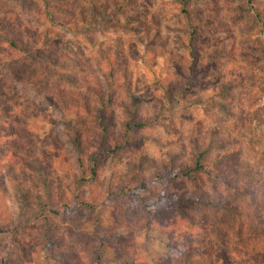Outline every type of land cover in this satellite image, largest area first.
<instances>
[{
    "label": "rangeland",
    "instance_id": "obj_1",
    "mask_svg": "<svg viewBox=\"0 0 264 264\" xmlns=\"http://www.w3.org/2000/svg\"><path fill=\"white\" fill-rule=\"evenodd\" d=\"M135 4L78 0L73 27L65 28L29 11L23 0H0V18L9 20L5 13H14L15 31L30 44L47 46L53 40L65 47L69 70L75 65L86 70L89 62V74L96 77L105 67L103 50L112 54L121 47L126 84L118 92L126 97L114 102L113 129H121L122 101L130 94L137 99L141 125L132 148L102 158L101 185L115 184L132 166L147 179L168 173L162 187L181 193L182 183L168 187V178L179 170L168 169L170 156L189 163L200 148L206 151L202 164L217 165L211 177L198 176L188 189L205 204L197 201L188 218L148 228L139 193L112 196L120 218L114 231L130 236L127 246L117 248L102 237L111 230L110 208H84L77 223L70 220L75 205L65 219L50 213L41 178H48L51 203L58 207L70 202L77 168L66 118L28 89L31 97L20 104L39 105L38 118L24 120L26 137L15 150L6 153L0 141V264H131L135 258L181 264L188 252L194 257L189 264H264V0H189L188 19L174 0ZM208 18L216 19V27ZM1 58L0 53V84L10 76ZM159 85L169 88L170 98ZM55 140L54 151L48 144ZM44 146L46 154L40 150ZM233 172L250 190L214 177L228 180ZM35 209H40L37 220L53 222L55 245L36 242V225L24 215ZM173 236L177 252L168 246Z\"/></svg>",
    "mask_w": 264,
    "mask_h": 264
},
{
    "label": "trees",
    "instance_id": "obj_2",
    "mask_svg": "<svg viewBox=\"0 0 264 264\" xmlns=\"http://www.w3.org/2000/svg\"><path fill=\"white\" fill-rule=\"evenodd\" d=\"M29 11L44 18L46 22L55 27H73V19L77 8L78 0H23ZM124 4L131 7L136 5L139 0H121ZM182 8L187 19L189 10L187 8L189 0H174ZM73 7L74 11L69 10L66 6ZM9 15L8 19L0 18V53L9 69V74L4 75V80L0 84V141L8 153L13 151L18 145L20 138L26 137L25 129L21 126L25 123L24 120L35 121L39 116L40 106L27 108L22 106L20 101L29 99L31 94L27 91L31 89L35 94L42 95V99L54 110L60 112L66 118V129H68V137L71 140V150L73 153L77 173L72 177V184L69 189L70 202L63 203L55 207V203H51V184L47 177L41 178L42 185L46 190V201L44 205L48 207L49 212L67 218L71 205H75V212L70 219L73 223H77L76 214L84 208L106 207L111 209L109 218L112 226L107 233H102L105 241L113 245L114 248L119 246H127L129 244V233H115V226L119 225V209L113 205L112 196L120 198L128 197L132 192L139 193L140 201L143 205L146 216L144 218L145 225L149 228L154 223H160L162 226H167L172 221H179L182 218H188L191 209L204 202L193 197V193L188 189L189 186L198 182L197 178L200 175L211 177L215 171L213 167H205L201 159L206 153L200 148L196 149V157L182 163L179 162L178 154L170 156L168 169L179 170L174 172L171 178H168V187L174 185L185 187L181 193H177L171 188L162 187V183L168 173L159 171L154 173L153 179H147L142 172L133 168L127 167L125 174L115 184L111 182L101 185L100 181V165L102 158L116 157L124 151L132 148L137 139V131L141 125L139 121V110L137 108V99L133 94H130L122 101L121 114V129L117 133L113 126L116 123V114L114 102L118 99H123L120 88L126 84L122 73L121 63L125 60L124 51L121 47L111 51H104L101 56L105 67L94 76L89 74L90 65L86 63L83 70L78 65L74 66L73 70H69L70 65L66 61L65 47L51 40L49 47L30 44L24 37L15 31L16 28L10 21L14 13H5ZM216 27V19H206ZM189 22L193 25L191 19ZM194 28L192 33H194ZM58 43H60L58 41ZM50 48L49 53L46 48ZM85 65V63H84ZM80 72V77L73 76L74 72ZM14 74V75H13ZM10 77V78H9ZM3 77H0V79ZM6 79H9L6 81ZM15 82L24 85V89L20 91ZM29 86V87H28ZM163 96L169 97L171 94L169 88L164 85H159ZM130 88V87H129ZM171 97V96H170ZM169 97V98H170ZM34 98V97H33ZM31 105H34V103ZM23 118V121H22ZM57 141H52L48 144L52 145L54 151L57 149ZM21 145V144H19ZM24 146V145H23ZM33 148V147H32ZM31 147L27 151L31 152ZM12 149V150H11ZM43 151L44 149H40ZM46 154V150H45ZM8 158V157H7ZM9 159V158H8ZM6 160V159H5ZM3 160V162L5 161ZM220 160L217 162H221ZM10 161V159H9ZM8 161V162H9ZM220 181L227 186L237 188H245L250 190L244 181L236 180L234 172L227 179H223L221 175H215ZM200 179V178H199ZM40 209L25 212L27 218H32L35 227V237L37 243H49L55 245L53 235V222L48 217L37 220ZM234 213H236L234 211ZM30 215V216H28ZM173 236L168 241V246L174 252L178 251ZM132 260L131 264H146L142 260ZM196 259V258H195ZM184 263L194 261V257L190 252L183 259ZM225 261L224 257L220 258ZM226 260L230 261L227 259ZM157 264H174L167 260L160 259ZM178 264V263H176Z\"/></svg>",
    "mask_w": 264,
    "mask_h": 264
}]
</instances>
